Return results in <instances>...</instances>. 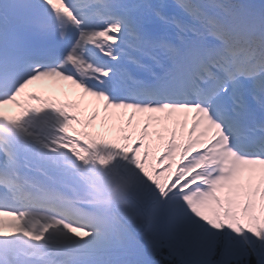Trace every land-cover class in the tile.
I'll return each instance as SVG.
<instances>
[{
	"label": "snow or ice",
	"instance_id": "snow-or-ice-1",
	"mask_svg": "<svg viewBox=\"0 0 264 264\" xmlns=\"http://www.w3.org/2000/svg\"><path fill=\"white\" fill-rule=\"evenodd\" d=\"M264 264V0H0V264Z\"/></svg>",
	"mask_w": 264,
	"mask_h": 264
}]
</instances>
